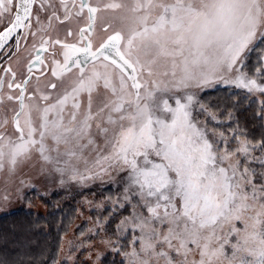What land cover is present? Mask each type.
Listing matches in <instances>:
<instances>
[{
  "label": "snow or ice",
  "instance_id": "6c2138e0",
  "mask_svg": "<svg viewBox=\"0 0 264 264\" xmlns=\"http://www.w3.org/2000/svg\"><path fill=\"white\" fill-rule=\"evenodd\" d=\"M54 21L69 25L63 37ZM0 25V49L15 39L0 68V172L15 175L35 153L61 177L119 182L108 199L130 209L116 225L133 233L127 264H264V183L238 158L264 140L232 129L230 148L220 116L200 103L201 120L190 91L223 83L264 95V65L244 71L264 45V0H0ZM93 126L108 151L89 164Z\"/></svg>",
  "mask_w": 264,
  "mask_h": 264
},
{
  "label": "rangeland",
  "instance_id": "374dc122",
  "mask_svg": "<svg viewBox=\"0 0 264 264\" xmlns=\"http://www.w3.org/2000/svg\"><path fill=\"white\" fill-rule=\"evenodd\" d=\"M258 47V54L256 60L250 57L251 52ZM261 48L264 45H260L259 41L254 45L251 52L246 53V59L244 61V71L250 76L258 75L256 69L264 65V60H261V56L264 53L261 52ZM255 64V65H254ZM249 66V70L247 68ZM254 67L252 70L251 68ZM232 89V96L229 92L226 96H230L238 99H245L250 102H254L257 105H262L264 102V95L259 93L250 94L246 90L238 89L231 85H225L223 83H217L212 87L203 89H190L196 95L197 105L195 106V114L199 116L201 120L204 119L203 113L200 112L199 104L206 105L210 110L217 112L220 116L221 122L215 124V127L224 132L229 137V147L235 148L237 141L231 139L233 137L232 129H236L238 134L246 137L253 144L255 141L252 136L251 130L242 122L240 116H237L238 110L230 108V104L227 98L220 97L226 100L225 105L220 106V111L215 110V107L211 104V98H204L206 93H210L216 89ZM237 92L241 94L238 95ZM100 95H103V89L100 90ZM217 98V97H215ZM86 104V98H85ZM96 110V103L93 105V111ZM232 113V118L227 119V113ZM214 122H210V127ZM93 133L98 147L93 150L89 147L84 151V157L91 164L95 160L96 156L100 152H107L108 149L104 146L103 139L96 134L95 126H93ZM51 146V141H48ZM257 147L255 150L250 151L247 157L239 155L240 169L246 167L249 169V175L252 177L253 183L259 187L264 183V151ZM64 151L61 146V152ZM55 155V153H53ZM63 159V157H62ZM74 163H76L74 161ZM79 171L84 173L85 165L83 161H80L77 165ZM52 165H43L39 157L33 153L32 160L18 166L15 175L10 176L5 167L3 172H0V217L16 211L25 210L35 212L36 215H48L49 209L54 208L56 211L58 208L73 204L78 208L76 210L75 220L72 226L68 229L66 235L61 239V244L58 249L57 261L54 264H102L108 257L112 259L113 264L123 261V264H127V258L122 254L124 251H131L133 233L129 231L125 234H118L116 225L120 220L127 216L130 209H122L116 207L113 210V206L108 197L116 199L122 190V185L119 182L101 183L99 180L86 181L81 183L79 181H73L69 178V174L65 173L63 177L53 170ZM43 169V170H42ZM25 181L24 184L20 183V180ZM63 179L64 183H61ZM7 196V200L4 198ZM99 205V207H98ZM109 213H111L109 215ZM107 218V219H106ZM103 225V227H101ZM139 235V232L136 233ZM110 240L112 245L121 249V252L113 250L112 246H106L102 241ZM139 247V242L135 245ZM100 255V259L97 260V255ZM195 259H199L198 254L194 256Z\"/></svg>",
  "mask_w": 264,
  "mask_h": 264
},
{
  "label": "trees",
  "instance_id": "16d2710c",
  "mask_svg": "<svg viewBox=\"0 0 264 264\" xmlns=\"http://www.w3.org/2000/svg\"><path fill=\"white\" fill-rule=\"evenodd\" d=\"M257 54L258 47L251 52L250 57L255 61ZM247 68L249 70L248 65ZM251 69L253 70L254 67ZM228 92L232 96L236 94L232 93L230 88H219L206 93L204 98H211L210 102L217 111H220L221 105L226 104L225 99L220 102V97L227 98L231 105L227 110L237 108V116H240L248 127L247 131L251 130L254 143L259 144L264 140V113L261 112L264 106L245 99L226 96ZM77 209L76 205L69 204L58 208L57 211L54 208L49 209V214L46 216L25 210L1 216L0 264H54L57 261L61 239L72 226ZM110 257L108 256L102 264H113ZM123 263L119 261L115 264Z\"/></svg>",
  "mask_w": 264,
  "mask_h": 264
},
{
  "label": "flooded vegetation",
  "instance_id": "af4514ba",
  "mask_svg": "<svg viewBox=\"0 0 264 264\" xmlns=\"http://www.w3.org/2000/svg\"><path fill=\"white\" fill-rule=\"evenodd\" d=\"M78 2H79V0H77V3ZM91 2L93 4H96V3L103 4V3L110 2V0H91ZM124 2L130 3L131 0H124ZM38 3H39V0H37V7H38ZM52 3H54V4H56L58 6L59 3H60V0H52ZM48 14L49 13H43V12L40 13V15H41L42 18H46V16ZM59 14L61 16H63V11L60 10ZM105 15H106V18H110L111 13H106ZM80 23H81V25H83L84 23H86V17H85V19H82L80 21ZM116 23L118 24L119 21H116ZM54 24H55V27L59 30L60 35L63 37L66 27L69 26L67 24V22L65 24H60V23L54 21ZM70 26L73 27V29H75V27H76V25H75L74 22ZM0 27H3V25H0ZM98 30H99V28H98ZM30 43H31V37H29V44ZM14 45H15V39L13 38V40L9 41V43L5 46L4 49H0V68L7 67L8 64H9L10 58L12 60H15V57H12V52L14 51ZM23 48H24V41L22 40L21 41V49L23 50ZM21 55L23 56V52H21ZM21 62L23 63V60ZM13 67H15V64H13ZM22 70L23 71H26V69H22ZM0 75H3L2 70H0ZM4 111H6V110H0V115H2L4 113ZM7 114H8L9 119H10L11 118V113H7ZM7 131L8 132H12L13 131V129L11 127V124H9V127H8Z\"/></svg>",
  "mask_w": 264,
  "mask_h": 264
},
{
  "label": "bare ground",
  "instance_id": "6f19581e",
  "mask_svg": "<svg viewBox=\"0 0 264 264\" xmlns=\"http://www.w3.org/2000/svg\"><path fill=\"white\" fill-rule=\"evenodd\" d=\"M256 51H257V50H256ZM256 51H255V52H256ZM255 52H254V54H255Z\"/></svg>",
  "mask_w": 264,
  "mask_h": 264
}]
</instances>
